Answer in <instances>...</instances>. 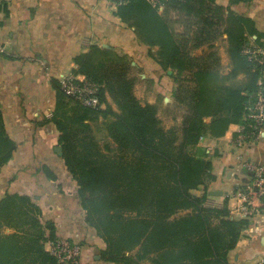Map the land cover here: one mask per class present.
Here are the masks:
<instances>
[{"label":"trees","instance_id":"1","mask_svg":"<svg viewBox=\"0 0 264 264\" xmlns=\"http://www.w3.org/2000/svg\"><path fill=\"white\" fill-rule=\"evenodd\" d=\"M251 1L228 0L230 6L225 7L218 0H163L161 12L146 0L117 5L114 14L136 38L157 48L148 55L163 72L173 71L175 99L187 107L179 129L163 128L157 105L136 98L129 61L116 50L91 44L72 59L74 74L97 84L101 108L80 105L65 95L59 78H50L55 93L50 122L58 132L67 173L76 180L74 194L84 221L102 241L103 261L232 264L229 253L250 222L208 205L207 184L215 175L199 141L224 135L230 124H247L249 106L260 92L264 94V62L244 53L249 37L255 35L258 42L264 34L251 17L231 8ZM223 36L229 59L226 71L214 50ZM205 45L207 52L192 53ZM63 98L79 110L57 115ZM97 119L104 126L102 138L92 130L91 122ZM15 148L0 103V170ZM40 170L57 180L46 165ZM5 227L14 231L5 233ZM56 238L55 224L43 219L29 195L1 196L0 264H62L45 248Z\"/></svg>","mask_w":264,"mask_h":264},{"label":"crops","instance_id":"2","mask_svg":"<svg viewBox=\"0 0 264 264\" xmlns=\"http://www.w3.org/2000/svg\"><path fill=\"white\" fill-rule=\"evenodd\" d=\"M5 1L6 10H0V103L16 148L0 170V197L6 192L28 194L40 206L43 219L55 224L57 237L81 246V264H109L100 258L102 241L85 223L74 194L76 184L55 150L58 132L50 122L55 108L50 78L70 74L75 67L72 59L90 44L112 45L119 53L133 56L135 63L147 64L150 72L146 75L155 84L166 81V75L148 55V46L136 41L132 28L114 15L116 9L107 0ZM231 8L251 17L256 28L264 32V0L241 2ZM239 132V124H230L224 135L199 141L208 150L215 175L207 190L217 195H208L207 200L213 207L226 208L235 219L245 218L233 196L234 189L247 179L241 160L251 157L264 164V130L250 149L235 143ZM42 165L51 169L57 180L48 179L40 170ZM246 219L249 227L228 256L232 264L264 262V212Z\"/></svg>","mask_w":264,"mask_h":264},{"label":"built area","instance_id":"3","mask_svg":"<svg viewBox=\"0 0 264 264\" xmlns=\"http://www.w3.org/2000/svg\"><path fill=\"white\" fill-rule=\"evenodd\" d=\"M158 12L163 10V0H146ZM125 0H111L110 6L115 8ZM2 50V48L0 49ZM248 52V50H245ZM60 84L66 96L72 98L80 105L91 108L104 106L99 98V88L96 83L88 80L84 75L71 74L60 77ZM247 124L240 125V132L235 143L238 146L252 148L260 139L264 130V94H258L256 101L251 104L246 114ZM203 137L200 138V140ZM208 153V150H206ZM242 166L246 171V180L234 189L233 196L237 199V209L245 218L257 212H264V164L255 162L251 157L242 159ZM261 204V206L256 205ZM208 205H212L207 200ZM46 250L53 255L59 263H80L81 246L67 238L57 237L46 243ZM264 264V262H258Z\"/></svg>","mask_w":264,"mask_h":264},{"label":"rangeland","instance_id":"4","mask_svg":"<svg viewBox=\"0 0 264 264\" xmlns=\"http://www.w3.org/2000/svg\"><path fill=\"white\" fill-rule=\"evenodd\" d=\"M107 2L110 6L111 0H107ZM218 2L222 5H224L225 7L230 6L228 3V0H218ZM6 8H7L6 1L0 0V10L5 11ZM234 12H236V11H234ZM263 34H264V32H263ZM225 37L226 36L219 38L214 43V50L220 56V60H221V63L223 65L224 71L228 70V68H229V59H228V56L226 53ZM135 39L137 42L139 41L137 38H135ZM99 46H101L103 48H110V49L116 50L114 47H112V45H108V44H103V45H99ZM156 49H157L156 47H148L147 53L149 55L153 56L156 53ZM208 50H209L208 46L205 45V46H202L198 49L193 50L192 53L195 55H199V54L207 52ZM245 50H248V52L244 51L245 54H247V55L255 54V59L262 60V62H264V36L258 42L256 41L255 35L249 37L248 45H247V48H245ZM120 54H123L127 58V60L129 61L128 76H130L131 78L134 79L133 93L136 96V98L142 103H146V102L150 101V102H153L157 105V107H158V118H159L161 126L163 128H165V129H168V128L179 129V127L182 125L184 116L187 114V107L183 104H180L175 99L174 95H175V91H176L177 86L173 83V79H172V76L174 75L173 71L171 69H168L166 72H162L161 74L163 76L164 75L167 76V77L164 76L166 81H156V84H155V80L150 78L148 75H146V74H148V72H150V69L147 66V64L145 67L143 65L145 63H143V62L135 63L133 56H130L129 53H120ZM151 70H152V68H151ZM70 71L71 72L68 75L74 74V72L72 70H70ZM170 84H172V85H170ZM165 85H167V86H165ZM59 109L60 110L57 112V115H59V116H70L71 114H73L79 110V106L74 104L69 99L63 98L61 100V105H60ZM100 121H101L100 119H97V120H94L91 122L92 130L94 131L97 138L104 137V133H105V131L103 130L104 126L102 124H100L101 123ZM205 121L209 122V119L206 118ZM7 133H8V131H7ZM201 146L204 147V145H201ZM204 148L206 149V147H204ZM59 157L61 158V161L63 163L62 154H59ZM63 168L66 170L64 163H63ZM69 178L72 182H74L76 184V180L74 177H72L70 175ZM208 184H209V182H208ZM67 189H68V191H70L69 187ZM21 194H24V193H21ZM3 230L5 233H11L14 231V229L8 228V227L3 228Z\"/></svg>","mask_w":264,"mask_h":264},{"label":"water","instance_id":"5","mask_svg":"<svg viewBox=\"0 0 264 264\" xmlns=\"http://www.w3.org/2000/svg\"><path fill=\"white\" fill-rule=\"evenodd\" d=\"M55 150H56L59 154H62V152H61V147H60V146H57V147L55 148ZM208 195H210V196H214V195H217V192H216V191H210V192H208ZM262 242L264 243V237L262 238Z\"/></svg>","mask_w":264,"mask_h":264}]
</instances>
